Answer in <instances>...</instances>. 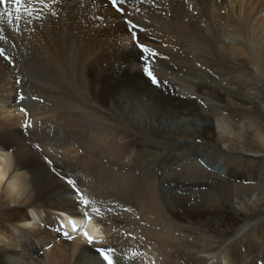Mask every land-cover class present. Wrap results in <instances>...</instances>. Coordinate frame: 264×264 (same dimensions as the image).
Masks as SVG:
<instances>
[{
	"label": "rangeland",
	"instance_id": "1",
	"mask_svg": "<svg viewBox=\"0 0 264 264\" xmlns=\"http://www.w3.org/2000/svg\"><path fill=\"white\" fill-rule=\"evenodd\" d=\"M29 1L33 3L20 0L18 7L14 0H8L7 4L0 0V31L6 35L0 48L3 49L0 92L3 88H13L15 100L11 102V110L16 111L19 101L21 106H35L41 116L33 114L26 118L25 129L9 125L8 133L19 138L31 132L36 124L43 131L53 128L56 135L79 134L88 126L92 127L89 139L98 153L94 149L88 151L89 146L87 149L76 145L59 149L47 147L52 158L46 157L47 163L55 162L52 166H59L64 174L61 179L74 182L73 189H79V193L76 191L71 197L80 205L82 194L91 203L105 201V206H112V209L108 206V210L117 216L122 215L120 208L128 214L131 207L137 206L112 195L119 192L112 184L127 186L133 177H149L148 181L159 193L161 214L170 218L169 221L194 224L195 233L191 234V230L168 229L159 223L163 227L162 235L175 238L171 244L180 241L203 245L215 240L226 250L223 251L226 263L264 264V66L251 62L247 52L236 50L237 44L248 48L247 39L236 35L240 27H234L228 20L233 18L240 24L243 13L240 15L239 7L228 1L221 4L222 0H212L204 5V0H197L211 17L201 26L195 23L194 28L204 30L201 31L205 36L198 37L200 41H190L192 25L180 22L176 27L182 29L183 35L179 36L176 31L170 35L157 18L169 10V14L161 18L166 23L176 22L180 13L171 7L173 0H162L160 4L156 0L151 3L150 0H136L132 4L137 12H141L143 5L152 6L148 8L156 13L158 32L153 34V27L149 29L137 20L134 21L138 24L130 21L131 18L126 19L123 30L133 35V41L128 44L107 40V33L118 29L115 23L108 25L107 22L103 30L92 28L98 21L99 11L85 13L76 19L73 34L68 35L69 43L54 48L67 69L63 73L58 71L53 59L45 56L47 52H40L34 40L37 36L47 44L41 25H26L28 13L36 11L34 1ZM113 1L109 0L114 7L112 10L123 12L121 2ZM178 1L186 5L189 0ZM47 4L55 10L62 3ZM262 13L264 11L257 12L251 21L255 24ZM182 17L189 20L185 15ZM208 39L213 40L223 56L211 53L212 46H208L207 57L201 55L205 48L203 43L207 44ZM140 45L146 46L148 51ZM146 68H150L158 83L152 82ZM145 96L150 97L153 106L149 102L139 112L131 109L134 105L129 104L131 101L136 103ZM75 120L78 123L73 124ZM16 121L14 117L13 126ZM47 122L52 127L48 124L43 128ZM8 124L10 122L5 125ZM38 152L43 154L41 149ZM116 154L119 157H115ZM134 164L138 166L132 169ZM99 166L108 168L110 178L102 174ZM106 192L111 196L106 198ZM184 206L187 210L199 206L207 212L199 221H183L176 213L185 212ZM59 228L65 231L66 226ZM139 247L142 248L135 253L132 248V255L131 251L130 254H107L112 257L113 264H124L121 261L124 254L128 255V264H155L160 259L157 251L152 254L146 251L153 245L143 243ZM19 249L22 252L13 256L2 255L0 264H44L41 256L29 255L26 247ZM99 258L87 262L108 264L102 254ZM214 260L211 262L221 264L218 259ZM188 262L185 257H178L175 264H190Z\"/></svg>",
	"mask_w": 264,
	"mask_h": 264
},
{
	"label": "bare ground",
	"instance_id": "2",
	"mask_svg": "<svg viewBox=\"0 0 264 264\" xmlns=\"http://www.w3.org/2000/svg\"><path fill=\"white\" fill-rule=\"evenodd\" d=\"M33 1V5L36 6V11L31 12L30 14L28 13L26 20L23 18L25 14L22 12L24 14H22V18L26 21V25H41V29L45 33L47 44L43 43L37 36H34V40H37L40 47V52H47V55L45 54V56L55 61L58 66V71L66 73L67 69H65L61 64L60 58L56 55L54 48L55 46L58 47L59 45H66L69 43L68 35L71 36V34H73L76 19L85 15V13L91 14L94 10L99 11V18L97 17L98 21H95L92 28H99L100 30H103L105 28L104 26L107 25V22L108 25L110 22L116 24L118 27V29H116L117 31L112 33L108 31L109 33H107L106 38L108 41H115L118 43L122 42L125 44L133 41V35H131L132 32H129V34L126 33V30H123L124 24L126 26L124 21L130 18V21L137 24L139 22L143 24V26H149V29L150 27H153V29H151L154 30L153 34L158 32V27H156L158 24L155 23L158 18L168 34H175L176 31L179 36L183 35V31L177 27L180 26V22H187L193 27V30L189 33L191 37L190 41H200L198 37L205 36L202 33L204 30L201 29V31L200 28H194V25L197 23V27L198 25L201 26L208 20L210 15L206 14V12L209 13V11L207 9L205 10L204 5H207L208 2L212 0H204V5H200L197 0H189L186 5L178 0L171 1V7H173L176 13H180V15L176 19V22H170L168 20L170 23H166L163 20V18L166 17L165 14H167V12L169 14V10L166 11L167 8L164 7L165 10L163 8H159L160 10L166 11V13H162L163 18H161L162 15L157 16L156 18V13L150 11V8H148L152 7L151 5L145 6L142 4L145 6L141 7L142 13L140 11L137 12L138 9L134 7V3L132 4V2L136 0H117V2H121L120 5L122 4L123 12L112 10L113 6H111L109 0ZM156 1H159V4L162 2V0ZM216 1L218 2L219 0ZM226 1L230 2L233 6H238L240 15L243 13L241 17L239 16L240 24H236V20L233 18L228 19L234 27H240V31L236 32V35H241L248 41V48L244 47V45L240 46L237 44V52L238 48L241 50V53L247 52V56L251 62L253 61L254 63H258L263 67L264 14L262 13L263 15H261L255 24L251 20L255 17L257 12L264 11V0H222L221 4H224ZM25 2H29L30 4L33 3L29 0H25ZM48 2H51V4H55L57 2L62 4H58L59 7L56 6L54 10L52 7H49L50 5L47 4ZM151 2L152 1L150 0V3ZM248 3H250L249 7H247ZM135 5H138V3ZM28 7L26 6L25 9H28ZM154 7L157 6L154 4ZM223 8L226 9L224 6ZM246 8L248 9L246 10ZM159 9L155 11L157 12ZM189 9L193 10L194 13L189 12ZM151 13L154 15L152 14L153 16H151ZM71 15H73V17L70 19ZM182 15L189 17V20L187 21L184 19ZM148 19L150 22H146ZM134 20H137L138 22ZM165 20H167V18ZM110 26L112 25L110 24ZM3 36L5 38H3ZM162 36L164 37V34ZM168 36L169 35H167V37ZM214 39L216 38L214 37ZM159 40L163 39H158V41ZM2 41H6V35L0 31V48L4 45ZM203 41H205V39ZM222 41L223 39H220V42ZM202 42L200 44H202ZM203 44L205 45V48L202 50L203 54L201 55L205 57L209 55L208 46H212L210 50L211 53L215 52L219 56L222 55L221 50L218 51L216 49L217 47L213 43V40H210L207 44ZM30 53L32 52L30 51ZM12 89L9 87L3 88L2 92H0V261L2 259V255L7 256L11 254L13 256L14 253L20 251L22 252L19 247L24 246L26 247L29 255L37 254L41 256V260L44 264H89L90 262L87 261L92 260V258L100 259L99 256L101 253L99 250L102 248L105 249L106 252L108 249H113L111 252H116V254H121L122 252H129L130 254L131 251L130 255H132L133 249L135 253V250L142 248L139 247L140 245L143 243H149L153 245V247L147 248L146 251L150 254L157 251V254L160 256V259L156 260L155 264H175L178 257L179 259L185 257L189 260L190 264H212V259L213 261H215L214 259H218L221 264H232L230 262L226 263V254L223 252L226 250H223L221 248L222 245L217 244L215 240L204 243L203 245H200L199 243L191 244L180 241L176 244H171L175 238L169 235H162L163 227L168 229L171 227H179L181 230H191V234L195 233V228L193 222L188 224H179L178 222L169 221L168 219L170 218H168L165 214H161L162 211L158 206L159 193L155 186L148 181L149 177H133L127 186H117L111 182L113 183L112 186L119 190V192H115L112 195H115L117 199H127L130 204L133 205L134 203L137 206L135 208L131 207L128 214L124 213L125 211L123 208L118 209L122 215L117 216L113 214L114 212L112 213L111 210H108V206L111 209L112 206L109 204L108 206H105V201L103 202L102 200H97L95 203H90L88 206L83 204L80 205L76 199L74 200L71 197V194L76 192L75 189H73L72 184H69L68 181L61 179V176L64 174L59 170L60 167L52 166L55 162H52L51 164L47 163L46 157L49 159V156H51V152L47 147L51 145L54 149H59L76 145L79 148L87 149L89 146L90 148H88V151H93L94 149V152L98 153V148L94 144L91 145L90 142L92 141L89 139L92 127L88 126L86 131L84 130L85 132L79 131V134L71 132L69 134L66 133L63 135H56L53 132V128L49 127L43 131L39 129L40 127L36 124L31 132L28 134H22L19 138H15L8 133L9 125L11 128L17 126L20 130L25 129L26 127L23 126V123L26 118L33 114L36 115L40 113H38L39 109L35 106H21L19 101L17 102L18 105L16 107V111L11 110V102L15 100L12 96V93L14 92ZM148 98L150 97H140L136 103L131 101L129 104H134L131 109L134 111L136 110L137 112L144 109V106L149 105L150 100ZM150 105H152V103ZM44 108L47 107L45 106ZM14 114H16V116ZM14 117H16L17 124L19 123L18 125L15 123V126L11 123L13 122ZM9 122L10 124L6 126ZM76 123L78 122L75 120L73 124ZM48 124L49 123L47 122L43 128ZM139 125H144V123H139ZM50 126L52 127V124ZM39 149L43 151L45 157H42L43 154L41 155L38 152ZM115 157L119 156L116 154ZM51 159L52 158H50V160ZM137 164H134L131 168H137ZM99 167L103 169L102 174L104 176L106 174L105 177L109 176L110 178L108 168L104 166ZM64 173L66 174V172ZM65 176L66 178L69 177L67 175ZM108 193L106 192V198L111 196L110 193L109 195ZM121 206L122 205H120V207ZM183 208L185 212L179 213V210L176 213L183 221L188 219H191L194 222L199 221L203 217V214L207 212V210L199 206H194L189 210H187V206H184ZM93 209H98V211H93ZM65 213H69L70 215ZM85 213H87V215H85ZM159 214L162 215V217H160ZM72 216L77 218V221L72 219ZM89 216L91 219L88 218ZM204 220L205 218L203 221ZM73 223L78 226L76 227L78 230L73 228ZM159 223H162L163 227L160 226ZM64 224L66 229L65 231H62L59 226H63ZM156 227H160V229L157 230ZM85 231H87L88 234L94 238L93 243L88 242L87 238L84 236ZM65 232L68 233L67 236L65 235ZM164 241H169L170 243ZM167 249L173 252V254L167 251ZM168 253L171 256H169ZM128 260V255L124 254L121 261L124 262V264H128ZM5 264L9 263L6 262Z\"/></svg>",
	"mask_w": 264,
	"mask_h": 264
},
{
	"label": "snow or ice",
	"instance_id": "3",
	"mask_svg": "<svg viewBox=\"0 0 264 264\" xmlns=\"http://www.w3.org/2000/svg\"><path fill=\"white\" fill-rule=\"evenodd\" d=\"M3 2L5 4H7L8 0H3ZM14 2L19 7L20 0H14ZM114 2H115V0H114ZM140 47L144 51H148V49L146 48V46L140 45ZM0 55H3V49H0ZM145 71H147V74L151 78V80H152L153 83H158L156 76L152 73V71L150 70V68H146ZM68 183L69 184H72L73 187H74V182L73 181L70 180V181H68ZM76 191H77V193H79V189H76ZM81 203L83 205H85V206H88L91 202L88 199L84 198L83 195L81 194ZM93 211H98V209H93ZM85 215H87V213H85ZM88 218L91 219L90 216ZM76 227H78V226L75 223H73V228H76ZM65 235L67 236L68 233L65 232ZM84 236L87 238V240H88L89 243H93L94 242V238L92 236H90L87 231L84 232ZM69 238H71V237H69ZM99 251L104 256V259L108 261V264H113L112 257L107 254V252H111V251H113V249H108L107 252H106L105 249L102 248Z\"/></svg>",
	"mask_w": 264,
	"mask_h": 264
}]
</instances>
